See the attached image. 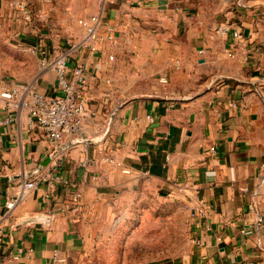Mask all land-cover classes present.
<instances>
[{
  "label": "crops",
  "instance_id": "0c3cea01",
  "mask_svg": "<svg viewBox=\"0 0 264 264\" xmlns=\"http://www.w3.org/2000/svg\"><path fill=\"white\" fill-rule=\"evenodd\" d=\"M10 1L0 8L14 20L21 48L37 45L40 38L28 37L39 32L52 58L63 51L56 31L28 25L7 8ZM97 2L91 15L100 13ZM233 4L211 29L185 4L108 0L115 59L107 52L85 59L83 133L64 138L65 150L30 129L25 111L2 125L0 99V264L20 252L15 264H49L55 252L67 262L76 258L104 229L121 227L146 188L172 193L188 213L201 201L213 207L207 221L189 218L197 243L186 264H264V0ZM222 26L230 28L224 36ZM77 27V35L70 29L76 38ZM35 61L34 75H16L17 83L3 78L0 86L58 94L55 73ZM31 181L35 188H22ZM18 194L7 214L5 203Z\"/></svg>",
  "mask_w": 264,
  "mask_h": 264
},
{
  "label": "rangeland",
  "instance_id": "374dc122",
  "mask_svg": "<svg viewBox=\"0 0 264 264\" xmlns=\"http://www.w3.org/2000/svg\"><path fill=\"white\" fill-rule=\"evenodd\" d=\"M234 1L183 0L181 6L185 4V9L193 17H205L202 21L213 29L214 22L221 16L226 17V12L232 10ZM11 2L7 8H12ZM33 2L50 15L44 24L46 27L51 28L52 24L64 29L73 27L75 35L79 32L77 20L91 16L98 9L97 0ZM146 6L143 3L139 9L145 10ZM5 13L0 8V74L1 79L9 78L11 82L17 83L16 75L35 74L37 61L36 56L16 43L14 37L17 27ZM41 23L38 22L36 27H40ZM38 33L28 38L35 40L40 37L39 34H43ZM146 189V193L136 197V204L131 209L127 207L122 214L121 227L104 229L103 235L91 244L87 252L69 260L67 264H186L193 247L187 209L172 193L158 191L154 194Z\"/></svg>",
  "mask_w": 264,
  "mask_h": 264
},
{
  "label": "built area",
  "instance_id": "2783aa9c",
  "mask_svg": "<svg viewBox=\"0 0 264 264\" xmlns=\"http://www.w3.org/2000/svg\"><path fill=\"white\" fill-rule=\"evenodd\" d=\"M47 2L48 0H43ZM101 10L99 14L82 17L77 20L78 26L82 29L79 37H75L69 28H59L51 25L53 31L58 33L57 40L62 41L63 51L57 56L51 57L49 47L46 45V38L39 37L38 44L30 46L27 51L38 57L42 69H48L56 75L57 90L56 95L48 96L40 93L28 86H17L7 88L0 86V99L5 102L4 109L7 112L5 120L1 123L7 126L15 121V113L25 111L30 129H39L50 143L55 145V149L61 148L59 143L66 137L74 138L83 133L84 118L87 114V64L85 59L98 53L107 52L108 59L114 61L115 56L112 53L118 46L115 27L107 19L108 0H99ZM169 2L181 5L183 0H168ZM11 7L19 12L24 21L31 26H37L38 22L47 23L49 16L41 8L35 6L33 0H15L11 2ZM169 5L163 6L167 9ZM41 23V24H42ZM64 29V30H62ZM63 31V33L61 32ZM230 31L228 26H222L217 32L224 36ZM60 33L63 38L60 37ZM57 48V47H55ZM200 55L206 54V51L199 52ZM1 67V63H0ZM1 79V74H0ZM110 81H107L109 83ZM165 83L166 79L162 78ZM75 140H71L72 145ZM54 149V150H55ZM213 151V149H212ZM38 173V171H37ZM44 180L47 176L39 177ZM35 181L23 184L22 188L31 190L35 188ZM22 195L18 194L15 198L8 200L4 208L6 213H11L21 200ZM0 209V213H1ZM214 209L212 206L200 202L198 207L189 210V218L192 220H209ZM0 217V236L4 232ZM210 229V228H208ZM244 235H250L253 231L249 229L241 230ZM192 243H197L196 239H191ZM19 255L12 257L8 264H15ZM67 260L58 252L53 254L49 264H65Z\"/></svg>",
  "mask_w": 264,
  "mask_h": 264
}]
</instances>
